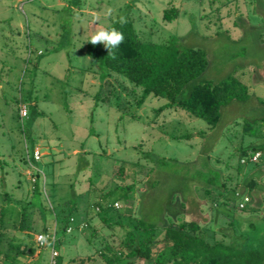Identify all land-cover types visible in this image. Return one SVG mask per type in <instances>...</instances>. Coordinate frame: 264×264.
<instances>
[{
    "label": "rangeland",
    "instance_id": "374dc122",
    "mask_svg": "<svg viewBox=\"0 0 264 264\" xmlns=\"http://www.w3.org/2000/svg\"><path fill=\"white\" fill-rule=\"evenodd\" d=\"M170 2L181 12L174 21L163 18ZM108 9L111 15H105ZM119 13L133 19L143 39L164 42L174 37L183 46L205 49L210 62L199 80L219 81L241 67L250 98L224 106L218 125L211 129L205 120L190 119L176 107L158 110L166 103L162 97L150 95L137 106L139 95L126 89L121 94L129 108H118L107 93L97 97L105 81L113 82L116 74L87 55V42ZM21 102L28 106L24 118ZM263 117L264 0H0V192L16 199L7 210L18 212V205L31 199L43 212L50 237L56 241L62 237L59 253L64 264L95 252L100 240L88 241L90 228L56 234L54 214L44 204L51 206L87 190L89 177L96 173L101 176L90 187V201H98L113 183L131 182L134 172L129 166L126 179L116 173L121 161L140 160L154 167V176L161 180L144 200L138 192L141 184L129 199L118 200L124 219L142 211L149 220H159L162 211H171L174 196L177 204L171 208L188 220L195 215L207 221L210 240L261 247L264 151L258 166L242 160L238 173L235 149L253 140L264 142L243 134L246 120ZM36 146L41 158L30 162L28 155ZM34 167L43 172L42 195L32 192ZM216 170L228 186L251 195L247 210L238 209V201L236 207L203 201L204 179ZM137 179L148 177L142 172ZM250 179L257 182L255 188L247 186ZM89 215L98 233L110 236L111 230L102 226L95 212ZM39 233H16L17 241L34 247L23 264L55 263L51 246L38 245Z\"/></svg>",
    "mask_w": 264,
    "mask_h": 264
},
{
    "label": "trees",
    "instance_id": "16d2710c",
    "mask_svg": "<svg viewBox=\"0 0 264 264\" xmlns=\"http://www.w3.org/2000/svg\"><path fill=\"white\" fill-rule=\"evenodd\" d=\"M180 13V8L170 2L163 9V18L166 21H174L178 19ZM121 18L126 22L121 24ZM111 27L121 31L125 37L119 48L114 50L116 58L111 59L102 44L93 46L90 42H87L86 53L99 60L109 72L116 74L114 78L112 77L113 82L105 81L97 97L101 93L109 94L111 101L118 108L128 107L122 100L121 92L129 89L130 93L139 95L137 106L150 95L162 97L166 99V103L158 110L176 107L184 111L188 118L203 119L211 129H214L220 121L221 110L224 106L234 101H247L250 98V86L244 79V70L241 67L235 68L233 72L219 81L199 80L210 62L205 49L183 46L174 37L164 42L143 39L134 26L133 19L122 13H119L116 20L107 26V28ZM121 76L130 82L131 88L125 85L126 80ZM22 103L24 102L20 104ZM133 117L136 118L137 115ZM243 134L244 137H251L257 141L264 139V117L254 121L246 120ZM256 151H264V142L253 140L235 149V154L239 156V164L235 168L238 173L242 160H246L245 164L252 162L250 156ZM28 158L30 162L32 158L37 160L33 155H28ZM262 159L264 160V156ZM81 160L84 162L85 159L81 157ZM257 162L252 163L258 166ZM87 163L85 161L84 164ZM226 165L232 166L228 162ZM128 166L134 172L131 182L113 183L112 188L102 194L98 201H90V187L101 176L96 173L89 177L87 190L74 192L71 197L54 205L50 203L51 206L48 202L44 204L54 214L56 234L60 232V235L64 236L75 229L90 228L88 241L93 243L96 239L100 240V246L95 252L80 258H72L70 264H94V262L96 264L264 263V243L256 248L240 247L224 239L210 240L212 237H207L205 232L207 221L203 222L195 215L188 220L184 214L177 212V208H171L177 204L174 196L171 197V211H162V217L159 220H149L142 211L129 215L128 220L124 219V209L121 206H114L115 202L129 199L130 193L137 192L140 184L142 187L138 191L139 197L144 200L148 193L153 192L161 184V180L154 176V167L140 160L121 161L116 172L120 178H127L126 168ZM142 172L148 177L145 181L137 179V174ZM41 176L43 177V174L35 170L32 189L34 194H43L39 186ZM221 178V173L216 170L204 179L203 201L216 202L218 206L236 207L237 201L239 203L245 195H242L243 192L238 187L231 188L227 181ZM245 182L247 186L253 188L257 186L254 179ZM46 183L45 175L44 187ZM43 191L46 193L45 188ZM15 201L16 199L9 192H0V264H23L27 251L34 250L33 246L17 241L16 233L28 232L30 236L34 232L49 233L48 225L42 219L43 212L35 207L31 199L20 203L18 212L7 210V207ZM250 203L242 209L237 207L240 210H247ZM180 206L184 210V204L180 203ZM210 206L215 207L212 204ZM92 211L99 217L102 226L111 230L110 236L102 237V234L93 227L91 223L93 218L91 219L89 215ZM130 222L134 224L131 225ZM120 231H124L122 235ZM157 232L161 233L159 239L156 238ZM61 243L62 237H59L54 245L57 255L54 257L55 263L52 264H64L61 252L59 253ZM39 261L35 263L38 264Z\"/></svg>",
    "mask_w": 264,
    "mask_h": 264
},
{
    "label": "clouds",
    "instance_id": "9594fccd",
    "mask_svg": "<svg viewBox=\"0 0 264 264\" xmlns=\"http://www.w3.org/2000/svg\"><path fill=\"white\" fill-rule=\"evenodd\" d=\"M112 10H106L105 15H111ZM96 19V18H94ZM121 24L125 23L126 21L121 18ZM124 35L121 31L117 30L114 27L107 28V27H100L91 35L90 42L93 46L102 44L105 49L108 51V56L111 59H115V49L119 48V46L124 42ZM91 59V57H89Z\"/></svg>",
    "mask_w": 264,
    "mask_h": 264
},
{
    "label": "built area",
    "instance_id": "2783aa9c",
    "mask_svg": "<svg viewBox=\"0 0 264 264\" xmlns=\"http://www.w3.org/2000/svg\"><path fill=\"white\" fill-rule=\"evenodd\" d=\"M28 114H29V112H28L27 104H25V103L20 104V115H21V117L22 118L27 117ZM261 156H262V152L261 151H256L250 156V160L252 162H257L261 158ZM33 157L35 159H37V160H39L41 158V152H40V149L37 146L34 148ZM243 161L245 162L246 160L243 159ZM34 168H35L36 171H39L40 173L43 174V172H41L38 168H36V167H34ZM34 181H35V177H34ZM250 200H251L250 196L249 195H245L243 197V199L238 204L239 208H241V209L245 208L248 205V203L250 202ZM115 206L119 207L120 206L119 202H115ZM68 230H70V228ZM36 239H37L38 245L41 246V247L47 246L49 244L51 245L52 259H54V257L57 255V251H56V249L54 247L55 242H56L55 236L50 237L49 233H47V234L39 233L37 235Z\"/></svg>",
    "mask_w": 264,
    "mask_h": 264
}]
</instances>
